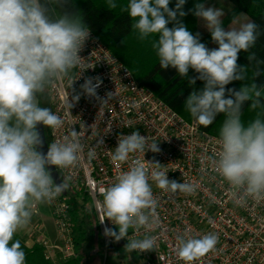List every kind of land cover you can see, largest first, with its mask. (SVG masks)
<instances>
[{
	"label": "clouds",
	"instance_id": "obj_1",
	"mask_svg": "<svg viewBox=\"0 0 264 264\" xmlns=\"http://www.w3.org/2000/svg\"><path fill=\"white\" fill-rule=\"evenodd\" d=\"M64 0H0V264H26V253L15 234L30 222L34 202L48 203L69 188L67 178L55 183L48 166L68 169L83 158V129L71 128L63 140L48 145L47 153L38 151L42 138L37 126L59 129L64 120L50 108L42 107L38 94L45 92L53 81H63L69 72L80 65L85 42L90 29L77 14L60 12L56 8ZM171 0H128L122 9L131 18V28L144 40L150 35L158 38L152 47L156 50L162 69L172 67L180 77H188L189 69L199 75L189 79L204 81L202 90H193L184 106L198 124L208 127L219 114L225 119L219 131L220 151L212 158L215 171L236 191V202L244 197L264 200V86L255 82L240 90L227 89L233 81L246 79V66L237 61L239 53H248L254 67L255 78L262 74L264 60L257 58L254 48L261 35L260 26L249 20L239 28L225 30L224 11L197 3L194 15L205 22L211 39L218 48L209 49L200 42L199 33L193 34L178 17H184L186 0H177L175 9ZM108 7H117L108 0ZM175 22L173 27L169 23ZM123 42V41H122ZM76 79L70 80V88ZM95 81V83H94ZM102 80L89 77L80 86L83 93L102 103L107 99L97 94ZM75 91V89H73ZM80 94L65 97L70 110ZM245 102L249 109L261 108L256 118L245 125L241 119ZM69 114L70 111H69ZM97 144H103L99 140ZM160 152L157 142L148 143L139 131L118 137L111 160L117 168L131 163L120 172L114 183L101 190L102 202L98 203L100 223L107 219L118 232L105 227L104 234L116 242L127 238L125 250L142 253L155 249L156 239L145 235L142 239L129 238V229L150 233L159 226L157 200L152 184L165 192L193 194L198 185L191 182L170 180L160 163L133 158L146 151ZM96 156L95 146L89 148V160ZM151 181V183H150ZM211 222V221H210ZM176 254L193 264L200 257L215 250L218 236L214 233L192 236L186 231L176 237Z\"/></svg>",
	"mask_w": 264,
	"mask_h": 264
},
{
	"label": "built area",
	"instance_id": "obj_2",
	"mask_svg": "<svg viewBox=\"0 0 264 264\" xmlns=\"http://www.w3.org/2000/svg\"><path fill=\"white\" fill-rule=\"evenodd\" d=\"M79 55L80 65L63 81H53L48 86L51 110L64 120L61 128L49 130V142L63 140L71 128L84 130L82 160L68 169L54 167L61 179L67 178L71 190L86 193L91 198L104 248L112 245L121 252L126 251L127 238L116 242L105 236V227L117 232L118 228L107 219L100 223L98 203L103 200L101 190L114 183L117 175L126 171L131 163L130 159L117 168L112 162L110 157L118 137L139 131L149 144L157 142L160 152L149 150L133 158L145 159L146 165L147 161L158 162L170 180L191 182L198 187L193 194H173L153 183L159 226L150 233L129 229V238L151 235L156 239L155 249L142 253L133 251L131 253L137 257H128L119 264H185L175 249L177 235L186 231L192 236L208 233L218 236L215 250L193 264H264V200L244 197L242 203L236 202L233 196L236 190L212 164V158L220 151L219 136L202 130L195 119L183 118L142 85L91 30ZM89 77L102 80L97 89L100 98L107 99L108 92H116L115 97L101 104L100 100L83 93L80 86ZM71 79L76 80L70 88ZM68 93L70 102L72 96L80 94L79 101L70 110L65 103ZM101 139L103 144H97ZM92 146H95L96 156L89 160L87 153ZM66 194L48 202L57 238V243L42 240L49 264H60L59 259L75 255ZM34 207L33 204V212Z\"/></svg>",
	"mask_w": 264,
	"mask_h": 264
},
{
	"label": "trees",
	"instance_id": "obj_3",
	"mask_svg": "<svg viewBox=\"0 0 264 264\" xmlns=\"http://www.w3.org/2000/svg\"><path fill=\"white\" fill-rule=\"evenodd\" d=\"M177 1V0H175ZM232 7V12H243L260 26L261 35L257 40L254 48L250 51L254 52L258 59L264 60V0H228ZM42 3L45 0H41ZM117 7L111 9L108 7V0H64L61 6L56 8V15L60 12L69 14H77L82 17L84 23L89 29L100 38V40L109 48V50L132 72L134 77L145 87L149 88L157 97L164 100L171 108L178 112L187 120L193 118L184 106V102L193 90H202L204 81L196 79L194 85L189 84V79L198 77V73L193 69H189L188 77H180L176 69L169 67L162 69L159 65V59L156 50L152 47V43L158 37L150 35L148 38L141 40L138 32L131 28V18L122 11L127 5L128 0H113ZM174 0H171L169 7L175 9ZM184 12L187 13L182 17L183 22L189 30L195 35V15L190 10L191 5H184ZM181 21V19H179ZM175 22L169 23L168 27H173ZM123 41V42H122ZM201 43L206 44L207 39H200ZM237 63H241L248 69L250 74V84L255 82L258 86H264V65L261 66L262 74L255 78L254 67L248 60V53L241 51ZM237 81H233L226 86L227 89L240 90ZM264 91V90H262ZM39 95V94H38ZM41 98L39 104L41 106ZM250 102H245L242 109V121L247 125L254 120L258 113L262 112L261 108L256 110L249 109ZM224 114H219L216 120L208 127L199 124L200 128L211 134L219 136V131L223 121ZM44 127V126H43ZM50 128L44 127V135L47 144L49 139ZM86 194V193H85ZM78 192H74L70 188L67 190V202L69 203V217L71 219L72 237L76 256L62 261L61 264H82L88 252L101 254L103 247L101 233L95 211L92 207L87 206V197L89 195L79 196ZM90 200V198H89ZM92 204V202H91ZM14 239L21 242L22 248L26 253V264H49L45 257L44 247L41 244H32L30 247L25 244L24 239L15 234ZM119 250V247L117 248ZM120 250H124L121 247Z\"/></svg>",
	"mask_w": 264,
	"mask_h": 264
},
{
	"label": "rangeland",
	"instance_id": "obj_4",
	"mask_svg": "<svg viewBox=\"0 0 264 264\" xmlns=\"http://www.w3.org/2000/svg\"><path fill=\"white\" fill-rule=\"evenodd\" d=\"M177 1L174 0V7ZM197 3H203L206 7H216L220 8L224 11L225 15L222 17L223 19V26L225 30H228L229 27L231 28H239V26L243 23H246L249 21V17L243 13V12H232V7L231 4L228 0H186L185 5H191V11L193 12L194 15V9L195 5ZM184 10V7H183ZM185 17V16H184ZM178 19H181V22H183L182 17H178ZM195 30L196 34L199 33L200 39L206 38V46L209 49H215L218 48V45L214 43L211 39V34L209 30L207 29L205 22L195 16ZM185 24V23H184ZM240 66H244L241 63H238ZM246 79L244 81H237V84L242 87L243 84L245 85H250V74L248 72V69L246 68ZM48 86L45 90L44 93L38 95V101H40L41 98V106L42 107H48L51 109V104L49 100V93H48ZM47 142V140H46ZM79 196L86 195L85 193L81 192L79 193ZM87 196V195H86ZM90 198V197H89ZM87 197V206L92 207L91 204V198L89 200ZM35 205V216L40 219L39 222H36L32 230H29L27 233H25V236L30 239L29 241L30 245L35 244H42V240H47L49 243H57V238H56V231L53 223V218L52 214L50 211V208L48 206V203H38L34 202ZM73 223L71 224V229H72ZM73 238V237H72ZM74 243V242H73ZM30 247V246H29ZM45 247V246H43ZM45 248H44V253H45ZM74 253L75 248H74ZM74 255L73 257H75ZM135 258L137 257L133 253H128L127 251L121 252L119 250H116L112 245L109 246L108 248L102 247L101 254H97L95 252H88L85 258L82 260V264H119V263H124L127 258ZM72 258V257H71ZM59 263L61 264L62 261L59 259Z\"/></svg>",
	"mask_w": 264,
	"mask_h": 264
},
{
	"label": "water",
	"instance_id": "obj_5",
	"mask_svg": "<svg viewBox=\"0 0 264 264\" xmlns=\"http://www.w3.org/2000/svg\"><path fill=\"white\" fill-rule=\"evenodd\" d=\"M37 130L40 133L41 138H42V147H38L37 150L43 152L44 154H46L47 150H48V144H47L46 139H45L43 125L42 124L38 125L37 126ZM48 167H49V170H50V172H51V174L53 176L54 182L55 183H61L62 179H61L60 175L58 174V172L55 170V167L54 166H48ZM66 193H67V191H65L62 194L65 195Z\"/></svg>",
	"mask_w": 264,
	"mask_h": 264
},
{
	"label": "crops",
	"instance_id": "obj_6",
	"mask_svg": "<svg viewBox=\"0 0 264 264\" xmlns=\"http://www.w3.org/2000/svg\"><path fill=\"white\" fill-rule=\"evenodd\" d=\"M32 217H31V220L30 222L27 224V226H25L23 229L19 230L17 232L18 235H20L24 241H25V244L27 246H31L29 241H31L30 239H28L26 236H25V233H27L29 230H32V228L34 227L35 223L36 222H39L40 219L38 217L35 216V212L32 211ZM33 244V243H32Z\"/></svg>",
	"mask_w": 264,
	"mask_h": 264
}]
</instances>
